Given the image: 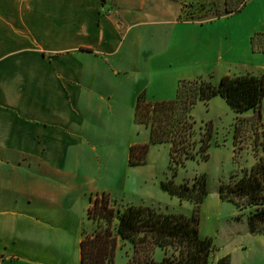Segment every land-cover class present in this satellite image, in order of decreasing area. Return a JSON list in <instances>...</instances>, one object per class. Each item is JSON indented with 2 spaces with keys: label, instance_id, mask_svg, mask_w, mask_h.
Instances as JSON below:
<instances>
[{
  "label": "crops",
  "instance_id": "crops-1",
  "mask_svg": "<svg viewBox=\"0 0 264 264\" xmlns=\"http://www.w3.org/2000/svg\"><path fill=\"white\" fill-rule=\"evenodd\" d=\"M182 8L0 0V264H81L94 226L74 217L77 151L107 105L173 99L182 79L264 71V52L252 45L264 31V0L203 21L180 18Z\"/></svg>",
  "mask_w": 264,
  "mask_h": 264
},
{
  "label": "rangeland",
  "instance_id": "rangeland-1",
  "mask_svg": "<svg viewBox=\"0 0 264 264\" xmlns=\"http://www.w3.org/2000/svg\"><path fill=\"white\" fill-rule=\"evenodd\" d=\"M183 1L187 5L184 16H193L191 19L203 21L225 13L219 9L222 0ZM235 1L241 0H232ZM205 78L218 83L214 76ZM105 110L101 117L96 115L95 120L89 121L92 130L85 133L84 144L77 151L79 188L74 217L78 225H89V199L103 193L109 194L117 209L134 203L166 213L192 215L194 203L164 190L161 182L173 177L177 183L193 184L205 174L209 194L200 211V233L211 237L216 249L209 264H216L225 255L230 256L231 264H264V234L251 232L247 216H240L236 206L222 200L219 193L221 182L229 181L233 174L240 177L264 155V99L262 122L258 124L251 118L252 111L239 117L221 96L213 97L207 105L199 102L193 110V139L199 144L208 126L212 127L209 159H190L185 166H178L176 174L170 168L171 146L167 142L150 144L146 163H130V147L150 141L147 128L136 121L135 106L122 101L107 105ZM90 223L97 227L92 220ZM171 253L156 248L154 259L160 261ZM131 255V244L118 242L114 264H127ZM75 264H80V259Z\"/></svg>",
  "mask_w": 264,
  "mask_h": 264
},
{
  "label": "trees",
  "instance_id": "trees-1",
  "mask_svg": "<svg viewBox=\"0 0 264 264\" xmlns=\"http://www.w3.org/2000/svg\"><path fill=\"white\" fill-rule=\"evenodd\" d=\"M180 1L183 4L180 18L191 19L193 16H184L187 5ZM246 2L226 0L225 13L217 17L239 12ZM252 45L255 51L264 52V32L253 36ZM215 96L224 98L239 117L252 111L253 122L261 123L264 71L225 75L216 84L205 76L182 79L176 97L170 100L151 101L140 96L135 117L150 128V141L130 147V163H146L150 144L166 142L171 144L170 168L174 174L178 166H185L190 159L208 160L212 127L208 126L198 144L193 139L196 133L193 110L198 102H208ZM261 145L264 151V140ZM161 186L181 200L192 201V215L166 213L143 204H128L117 209L109 194L91 196L87 217L97 227L84 233L81 264H114L119 238L132 244L127 264H209L215 245L211 237L200 233V211L209 194L206 175L198 177L193 184L177 183L172 177L163 180ZM219 193L222 200L236 206L240 216H247L251 232L264 234V155L240 177L233 174L229 181L221 182ZM156 248L172 253L157 261L154 259ZM216 264H231V258L222 256Z\"/></svg>",
  "mask_w": 264,
  "mask_h": 264
}]
</instances>
